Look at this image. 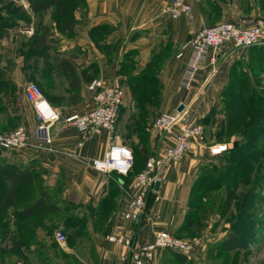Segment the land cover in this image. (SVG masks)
I'll use <instances>...</instances> for the list:
<instances>
[{
    "label": "crops",
    "instance_id": "crops-1",
    "mask_svg": "<svg viewBox=\"0 0 264 264\" xmlns=\"http://www.w3.org/2000/svg\"><path fill=\"white\" fill-rule=\"evenodd\" d=\"M84 3L74 11L73 35L64 37L54 32L53 37L57 52L54 58H70L75 67L73 74L56 66L44 70L41 59H26L22 55L27 49L26 42L34 33V26L20 25L0 37V69L3 77L16 88L15 95L6 97L5 102L20 118L19 126L33 139L36 121L32 106L24 98L27 83H37L48 103L61 117H66L93 108L92 94L87 89L92 81L107 83L118 75L124 98L114 134H83L61 121L49 129L52 151L40 152L31 148L2 151L0 158L39 170L47 187L59 185L62 203L74 208L77 217L82 218L83 230L75 242L67 243L65 238V243L60 245L55 241L59 259L53 264H120L125 248L108 237L127 235L133 228V223L125 220L123 214L134 194V175L142 171L148 158L157 156L161 149L171 145L178 132L175 126L170 133L159 134L150 129L151 124L162 114H175L183 103L189 105L185 116L204 129L201 121L220 103L229 82L230 69L247 59L248 49L237 51L229 45L220 48L216 74L211 75L209 67L202 70L192 88L185 93L180 88L185 56L177 58L176 54L203 28L197 29V21L203 20L205 0L193 4L189 16L176 19L161 13L169 0H85ZM23 7L33 19L29 4H23ZM239 22L240 18L231 23ZM25 30L29 31L26 33ZM17 38H23L25 42H18ZM142 76L145 77L143 82L139 78ZM139 84L145 85L146 93L138 99L135 89ZM111 144L125 145L135 156V166L129 174H101L91 167V162L101 159ZM211 146L205 141L193 144L181 160L156 170L158 188L136 234V248L152 242L158 231L192 239L179 230L185 221L190 190L200 168L217 157L210 154ZM227 231L211 237L201 234L208 237L211 245L205 244V249H214ZM55 248L49 244L32 246L29 264H41L38 260L41 255L49 264L50 253ZM191 259L186 257V262L195 264ZM142 264L179 263L167 251L156 250Z\"/></svg>",
    "mask_w": 264,
    "mask_h": 264
},
{
    "label": "trees",
    "instance_id": "trees-1",
    "mask_svg": "<svg viewBox=\"0 0 264 264\" xmlns=\"http://www.w3.org/2000/svg\"><path fill=\"white\" fill-rule=\"evenodd\" d=\"M26 1L34 17L50 12L53 15L51 21L54 25L52 30L43 25L37 29L34 27V34L26 42L25 47L27 49L25 52H22V55L26 59L31 57L35 60L41 59L44 63V70L47 67L53 69V66H56L73 74L75 67L70 58H54L57 52L53 33L57 32L64 37H71L73 35L74 11L82 7L85 4V0ZM208 5L209 9H213L211 2H208ZM19 7L17 9L12 8L11 10L3 9V12L0 11V37L9 29L18 27L19 22L24 23L25 26L31 23L30 15ZM49 59H51V62H49ZM263 65L264 44L262 43L249 48L247 59L235 63L230 69L229 82L221 94V100L224 97L235 99V103L232 106L234 110L232 116L229 114L227 120H215L217 107H213L209 114L201 121L204 125L205 142L213 140L214 144L223 143V136L228 134H238L241 137L240 141L234 142V147L231 150L218 155L215 158V163L212 161L200 168L190 190L185 221L179 230L180 233H185L188 237L193 238L195 236L194 234L198 232V227L204 218L205 211L203 212V209L211 202V196L220 195L219 208H223L228 206L230 202H234L236 211L230 219L229 230L225 238L214 247V250L219 255L215 260L223 256L230 257L231 254L234 255L241 250H246L250 243L256 242V228L258 229L262 225L254 216V206L260 202V198L255 194V190L258 188V183L260 184L257 178L261 168H257V165L264 158V144L258 145L252 139L264 138V128L254 126L253 113L249 114L246 119L241 120V118L244 115L245 109L248 108L256 109V111L258 110L264 115V88L260 89L257 102L246 99L247 90L243 89L244 86L248 85V77L251 73L256 74L263 71ZM139 78L140 81H145V77ZM142 85L139 84L135 89L138 99L146 93V87ZM39 88L41 89L40 86ZM15 92L16 88L14 84L3 77L0 69V116L8 113L9 110L5 98L14 96ZM222 106L225 109L226 103ZM18 120V123H20V118ZM263 120L264 117H261V121ZM15 126L16 124L11 127L2 126L0 127V131L10 129V131L6 132L9 133L13 131ZM214 128L218 129V132L212 133ZM15 129L17 128L15 127ZM135 161L136 159L133 155V166L130 172L135 166ZM253 175L256 179L251 181V176ZM43 181L41 172L36 168L21 167L0 158V211L4 212L12 207L20 206L26 191L29 196L27 197L28 204L13 210L9 214L10 218H6L4 221L8 223L12 220L15 227L21 228L30 225L35 219L39 221L47 220V222H52L53 219L62 220L68 223L66 241L67 243L73 242V239L78 238L83 230L82 218L77 217L75 209L65 206L62 201L61 206L52 203L48 193L50 191L40 188ZM247 184L249 187L244 189ZM55 189L61 191L59 185ZM151 200L152 198H149L147 205ZM52 224L55 225L54 222ZM53 229V227L44 226L43 231L48 234L47 239L51 243L50 246L55 248L57 245L53 241V236H51ZM175 236L181 238L179 235ZM14 237L13 245L7 247L9 249L8 252L12 251L19 258H23V263H26V255H30L29 250L32 246L42 245L36 237L30 239L27 244L22 240V235L16 234ZM167 252L175 262L179 264H191L190 262H186L185 256L171 251ZM221 264L229 263L221 262Z\"/></svg>",
    "mask_w": 264,
    "mask_h": 264
},
{
    "label": "built area",
    "instance_id": "built-area-1",
    "mask_svg": "<svg viewBox=\"0 0 264 264\" xmlns=\"http://www.w3.org/2000/svg\"><path fill=\"white\" fill-rule=\"evenodd\" d=\"M200 0H169L161 8V13L169 18L189 16L193 4ZM264 41V19L248 18L239 23L221 22L213 26L203 27L192 38L181 46L176 54L177 58L185 56L180 88L187 93L196 81L199 72L206 68L211 69V75L216 74L218 67L217 51L225 45L237 51L247 50L262 44ZM92 94L93 108L83 114L74 113L61 117L44 98L39 86L27 83L24 88V98L32 106L36 121L35 135L30 139L23 127L9 133H0V150L4 152H18L34 149L40 152L52 151V138L49 129L56 123L73 127L79 133L99 134L107 132L112 135L116 129L119 111L123 104L124 88L121 78L114 75L109 82L94 80L87 86ZM181 112L173 115L162 114L150 126L159 134L170 133L175 126L178 132L173 142L165 146L155 157L146 160L144 168L134 176L132 188L134 194L123 218L133 223L130 233L124 236H110L108 239L124 246L125 251L120 264H142L156 250L171 251L176 254L192 257L196 248H201L195 240L176 237L165 231L154 234L152 242L136 248L134 240L140 229L141 222L146 216L147 201L155 195L156 170L161 166L181 160L193 144L204 142L203 127L187 115L189 105H184ZM227 150L226 144H217L210 147V154L218 156ZM133 166L132 152L122 144H111L101 159L91 162V167L101 174L126 175ZM55 241L62 245L65 243L63 234L56 232Z\"/></svg>",
    "mask_w": 264,
    "mask_h": 264
},
{
    "label": "rangeland",
    "instance_id": "rangeland-1",
    "mask_svg": "<svg viewBox=\"0 0 264 264\" xmlns=\"http://www.w3.org/2000/svg\"><path fill=\"white\" fill-rule=\"evenodd\" d=\"M24 1V0H23ZM26 1V0H25ZM200 0L199 2H201ZM204 1V0H203ZM206 8L203 12V20L197 21L198 28L201 27H209L212 25H215L217 23L221 22H227L231 23L235 20L240 21L249 18V17H257L264 19V0H205ZM27 2V1H26ZM26 2H21V0H0V11L3 12V9H17L21 8L24 10V12H27L28 10L23 7V4H27ZM197 2V3H199ZM208 2H211L213 5V9H209ZM195 3V4H197ZM27 14V13H25ZM28 16V15H27ZM53 15L50 14V12H47L45 14H40L33 19L31 18V23L28 25L34 26L36 29L39 28V26L43 25L51 30L53 29V23L51 21ZM22 22H19V26H23V24H20ZM18 26V27H19ZM25 26V25H24ZM27 27V26H26ZM26 33L29 30H25ZM34 32V29H33ZM34 34V33H33ZM27 35V34H26ZM55 35V33H53ZM19 40V38H17ZM25 42V39L21 38L18 42ZM264 66V65H263ZM250 75V74H249ZM248 85L244 86L243 89L247 90V96L246 99H249L253 102H257L259 92L261 88H264V67L263 71L255 73H251V75L248 77ZM30 82V81H29ZM34 82V81H33ZM31 81V83H33ZM35 83V82H34ZM36 84V83H35ZM245 97V96H244ZM226 103V108L223 109V106ZM235 103V99L228 98L227 97L222 99L220 101V104L217 106V111L215 115V120H227V117L229 114L232 116L233 109L232 106ZM7 104V103H6ZM229 105V106H228ZM253 113L254 115V126L259 128H264V120L261 121V117H264L261 112L253 108L245 109L244 115L241 118V120L246 119L249 114ZM19 118L16 116V113H13L10 110H8V113H5L3 116H0V127L6 126L11 127L14 124H16V128L19 126ZM18 123V124H17ZM14 127V129H15ZM13 129V130H14ZM7 131H10L7 130ZM7 131H0V133H6ZM218 132V129H213L212 133ZM241 137L238 134H228L223 136L222 144L227 145V150L229 151L234 147L235 141H240ZM255 143L264 144V138H253L252 139ZM209 146L214 145L213 140H208ZM221 144V143H215V145ZM2 155V151H0V156ZM214 163L216 160H212ZM261 168L260 174L258 176V188L255 190V194L260 198V202H258L254 206V216L261 222L260 228H256V242L250 243L249 247L246 250H241L234 255H230V257L223 256L220 259L215 260L216 257L219 255L214 249L210 248L205 249L206 245L209 244L208 237L201 236V234H206L208 236H216L219 233H222L225 230H229L230 227V219L233 217L236 211V206L234 202H230L228 206H225L223 208H219V198L220 195H213L211 196V202L203 209L204 218L202 223L198 227V232L194 234L195 236L192 239L189 240H195L199 243L201 248H196L195 255L190 257L192 258L193 262L195 264H221L228 262L229 264H264V158L261 160L260 164L257 165V168ZM256 178L251 176V181L255 180ZM40 188L48 189L50 201L54 204H57L61 206V191L57 190L55 188H47V185L45 182H42V185H40ZM249 186L248 184L244 189H247ZM28 192L26 191L24 195V199L21 200L20 206H26L28 204ZM17 207H12L8 211H0V264H29L30 257L27 254L25 258V262L23 263L24 259L19 258L18 255L14 252H8V248L13 245V241L15 239L14 235L19 234L22 235V240H24V243H29L30 239H33L36 237L40 244H51L49 243V240L47 239L48 234L43 231L44 226H50L53 227V232L51 236H54L56 232H59L64 235V237L67 235V229H68V223L63 222L62 220H54L52 222L55 223V225L52 224L51 221H39L38 219H35L30 225H27L25 227L19 228L18 226L15 227L13 225V221L10 220L8 223H5L6 218H10L11 212L13 210H16ZM228 232V231H227ZM66 238V237H65ZM77 239V238H76ZM75 239V240H76ZM73 239V242H75ZM188 240V239H187ZM54 243L58 245L55 240L53 239ZM210 245V244H209ZM211 246V245H210ZM208 247V245H207ZM204 250V251H203ZM208 250V251H206ZM50 253V258L52 259L49 261V264H53L52 262H56L57 259H59V253L53 249ZM36 256V255H35ZM29 257V258H28ZM41 258V259H40ZM229 258V259H228ZM38 260H41V264H48L44 258L38 256ZM28 262V263H27ZM51 262V263H50Z\"/></svg>",
    "mask_w": 264,
    "mask_h": 264
},
{
    "label": "water",
    "instance_id": "water-1",
    "mask_svg": "<svg viewBox=\"0 0 264 264\" xmlns=\"http://www.w3.org/2000/svg\"><path fill=\"white\" fill-rule=\"evenodd\" d=\"M182 110H183V106L180 105V106L178 107V109H177V112H181ZM157 188H158V183H155V185H154V190H157Z\"/></svg>",
    "mask_w": 264,
    "mask_h": 264
}]
</instances>
